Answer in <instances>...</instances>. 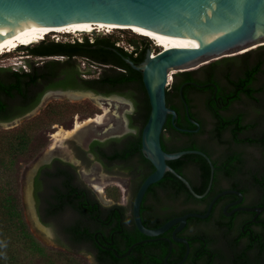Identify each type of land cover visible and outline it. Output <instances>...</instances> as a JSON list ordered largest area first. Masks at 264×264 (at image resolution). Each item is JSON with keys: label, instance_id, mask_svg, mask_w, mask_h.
Segmentation results:
<instances>
[{"label": "trees", "instance_id": "obj_1", "mask_svg": "<svg viewBox=\"0 0 264 264\" xmlns=\"http://www.w3.org/2000/svg\"><path fill=\"white\" fill-rule=\"evenodd\" d=\"M149 39L136 33L127 36V42L132 45L130 51L116 44L118 38L113 33H98L92 37L84 33L80 39L65 40L46 35L17 47V50L23 48L28 56L24 60L27 69L0 66V121H9L32 109L50 89H89L104 95L117 93L131 99L135 105L128 114L133 130L105 140L94 139L87 150L74 146L76 156L83 164L92 161L87 156L91 152L106 170L131 176L127 203H119L117 190L108 188L104 189L105 196L114 202L102 203L81 178L77 165L59 157L42 164L35 173L36 210L40 221L53 231L54 242L62 248L60 250L41 243L26 221L21 169L46 147L51 125L71 126L72 121L68 124L64 119L73 116L77 111L74 110L76 104L52 101L36 115L14 126L0 127V264H58L57 261L62 262L69 253L77 251L90 254L94 264H165L166 255L168 262L183 257L186 246L172 239V228L148 237L137 229L132 217L133 196L154 167L141 150V130L150 110L148 95L141 71L125 59L139 64L146 51L151 49L152 40ZM80 60L98 67L97 74L91 76L90 68L81 69ZM221 79L226 83L220 85ZM214 81L219 84V92L224 98L219 102H210L213 94L208 91L214 89L211 86ZM180 89L192 117L199 118L204 125L205 121L197 111L199 102L204 100L202 104L218 124L213 132L202 138L199 135L204 133V126L197 132L178 131L168 114L161 133L163 149L199 148L212 158L209 146L211 140H216L222 145V151L212 159L213 180L209 191L201 198L195 197L170 171L148 187L140 205L141 220L148 227H157L173 216L189 211L202 213L206 210L219 189L215 187L217 173L228 172V167L238 166L242 159L241 152L233 149L230 139L223 136L226 129L235 142L252 144L259 150L258 157L249 159L245 156V159L249 167L258 169L253 175L257 182L264 183V136L248 132L246 137H239L244 127L255 129L256 121L242 124L244 113L239 108L229 114L222 111L245 97L246 113H256V118L263 114L264 120V44L195 69L173 73L171 83L166 86V104L176 111L177 125L195 127L186 116L184 103L175 101V97L180 98ZM195 91L197 93L190 96ZM196 96L198 101H195ZM182 135L189 137L185 140ZM169 139L174 143L172 146L167 143ZM167 163L183 175L197 193L204 191L210 171L204 157L188 153ZM195 174L199 176L196 179L192 177ZM222 197L214 202L207 217H188L185 227L177 232V235L186 233L189 237V253L181 264H264V225L259 231L252 229L234 237L230 232L234 216L224 217L221 210L216 209V202ZM262 198L263 193L259 204H263ZM243 236L245 238H241Z\"/></svg>", "mask_w": 264, "mask_h": 264}, {"label": "water", "instance_id": "obj_2", "mask_svg": "<svg viewBox=\"0 0 264 264\" xmlns=\"http://www.w3.org/2000/svg\"><path fill=\"white\" fill-rule=\"evenodd\" d=\"M114 28L129 31H116ZM49 30L62 32L88 30L93 34L105 32L118 35L136 33L148 35L158 45L159 50L154 53L150 49L147 50L139 64L133 63L129 58L125 59L133 68L141 71L148 95L150 110L141 130V150L154 167L138 186L132 199L131 210L135 226L148 237L157 236L172 228V239L185 243V253L174 263L167 262L166 255L164 262L181 264L188 255L189 244L184 237L177 236V232L186 225L187 218L207 217L219 196L236 191L224 189L217 192L202 213L189 211L176 215L157 227H148L143 224L140 205L145 192L152 183L160 180L166 171L177 176L197 198L207 194L214 175V164L203 150L186 148L166 151L163 149L161 133L167 115H171L173 124L177 117L176 111L166 104V86L170 84L173 73L177 71L195 69L213 60L230 56L231 53L248 46L262 45L259 43L264 41V0H0V55L10 50L24 37H42ZM52 92L91 94L104 100H107L109 96L89 89H50L42 95L38 104L32 109L9 121H0V125L11 127L35 115L42 106L46 105L45 96H49ZM180 94H182L181 89ZM186 111L188 114L187 106ZM188 118L197 128L199 127V123L189 114ZM188 153L201 155L209 165V180L201 193H197L189 181L167 163L168 160ZM51 159L49 156L36 159L26 181L28 208L38 227L47 232L51 229L40 221L36 210L33 178L38 168ZM28 191L32 205L27 199ZM97 197L99 198L98 195ZM100 201L110 204L101 199ZM247 209L259 212L263 206Z\"/></svg>", "mask_w": 264, "mask_h": 264}, {"label": "rangeland", "instance_id": "obj_3", "mask_svg": "<svg viewBox=\"0 0 264 264\" xmlns=\"http://www.w3.org/2000/svg\"><path fill=\"white\" fill-rule=\"evenodd\" d=\"M104 33L105 32H102L101 34ZM83 34L84 33H59V34L52 33V34H48V38H54L60 40L73 39V38L80 39L82 38ZM85 34H87L89 37L96 35L93 34L92 32H85ZM113 35L118 38L117 44H119L123 48L129 50L131 49V46L127 42V36L129 35H118V34H113ZM150 44H151L150 51L154 53L159 50V47L153 41H150ZM257 46H258L257 44H255L254 46L253 45L248 46L243 50L240 49L236 52L231 53L230 56H235L237 54L243 53L244 51L251 48L255 49ZM26 57L28 56L26 55V52L23 50V48H20L18 50L16 49L13 51L3 52L0 55V66H11L12 68L26 66V62L24 61ZM79 66L81 69L90 68L91 76L96 75L99 70L98 67L91 64L89 65L87 61H83V60L79 61ZM108 97H110L111 99L105 100L103 102L104 103L103 106L100 107L88 97H84V98L82 97L80 99H70L68 97H64L61 95H49L47 97L45 96L46 98V100L44 101L45 104H48L49 102L52 101L58 102L65 100L69 102H75L76 109L74 110H77L76 112H74L71 118L68 117L64 119L68 122V124L70 121H72L71 126L69 125L68 127H65L60 123H54L53 125H51L50 131L48 133V143L46 147L42 149V151H40L38 154H36L32 160L24 164V166L21 169V196H22V201L24 202V207H25L24 213H25L26 221L31 231L41 241V243L51 247L52 249L60 250L62 248H60L54 242V233L52 230H48L47 232L41 229L40 227H38L26 202V190H27L26 181L29 175V171L33 166V164L35 163L36 159L44 156V154L47 153V156L51 158L59 157L63 160H67L77 165L78 172L81 178L88 186L91 187L90 183H97L101 185L102 188L104 189L108 188L110 191L116 189L117 192L119 193L118 202L121 204H125L129 200L128 178L125 173H119L113 175L106 173L98 161H91L88 165L83 164L76 157L74 150L75 145L85 147L90 140L93 139L104 140L109 137L122 135L130 130L127 125L126 119H128V114L131 113L133 110L132 103L127 97L117 93L110 94ZM43 107L45 106H42L40 110ZM197 111L199 112L198 114L200 115V117L204 119L205 125L207 126L209 124L208 118L206 114L200 109L199 104L197 107ZM97 114L102 115L100 121L98 122L87 121L83 123L79 128L80 130L78 132L77 137L74 138L63 135L62 133L63 130H71L73 129L76 122L79 123L83 122L86 120V118L95 117ZM0 127L5 128L6 126L0 125ZM56 132H59L60 135L58 134L56 137H54L53 134ZM214 147L216 148V145ZM247 156L249 159L258 157L259 151L256 150V148H250L248 149ZM124 187H126V189ZM107 199L108 200H104L103 202L105 203L110 202V204L114 202L112 198H107ZM57 263L58 264H94L92 256L83 251L69 253L67 257H64V261L62 262L57 261ZM41 264H44V262H41Z\"/></svg>", "mask_w": 264, "mask_h": 264}, {"label": "flooded vegetation", "instance_id": "obj_4", "mask_svg": "<svg viewBox=\"0 0 264 264\" xmlns=\"http://www.w3.org/2000/svg\"><path fill=\"white\" fill-rule=\"evenodd\" d=\"M219 83L221 85V84L226 83V81L224 79H221V80H219ZM211 84H212L211 86H214V89L208 91V92H210L211 95L213 94L212 95L213 100L210 99V102L211 101L219 102V101L223 100L224 98L222 97L221 93L219 92V84L216 81L211 82ZM194 93H197V92L196 91L192 92L190 94V96H193ZM180 98L175 97V101L177 103H181V102L184 103L185 112H186L187 118H188V114H189V116L192 119L196 120L199 123V127L197 128L196 125L193 122H191L189 120V118H188L189 122L194 124L195 127L177 125L175 123V119H174V124L175 125L173 124V122L171 120L174 128L176 130L182 131V132H184V131H186V132H197L198 130H200L201 127L204 126L206 129L203 128V130H205V131H203L204 133H200L199 136L200 137L202 136V138L203 137H207L210 132H213L215 130V127L217 126L218 122L211 115V113L205 108L204 104H202V101L204 102V100L199 102V106H200V109L206 114V116L208 118V123L209 124L207 126L205 125V123H204V125H202L201 124V120L199 118H194V117H192L190 115L188 103L186 102L184 97L182 98L181 94H180ZM129 100L132 103L133 110H134L135 105H134V103H133V101L131 99H129ZM198 100L199 99L196 96L195 101H198ZM226 100H228V98H226ZM246 100L247 99L245 97H243L242 100L233 102V105L230 108L222 110V111L227 113V114H229V113H232V110H234L235 108H239L240 111H242L244 113L242 124H245L248 121L249 122L256 121L257 124H256V128L255 129L254 128L247 129V128L244 127L240 131V134H239L240 138L246 137L248 132L250 134L255 135V136L258 135V134L264 136V120L262 118L263 114H259V117L256 118L255 117L256 113H246L247 109H248ZM186 106H187V109H188V114H187V111H186ZM254 117L256 119H253ZM200 118H202V117H200ZM86 119H88V118H86ZM127 125H128V127L130 129L129 131L133 130L129 126V120L128 119H127ZM179 128H183L185 130H180ZM119 136H121V135H119ZM223 136H225L226 139H228V140L230 139L232 148L237 150V151H240L241 155H242V159L239 161L238 166H233V167L230 166V167H228V170H229L228 172H223V170L219 171L217 173V180L215 181V187L219 188V189L217 188L218 189L217 192H219L221 190H224V189H232V190L236 191V192H228V193H225V194L221 195L223 197L216 202V209H218V210L220 209L224 217H230L232 215L234 216V221H233V223L231 225V228H230L231 231L230 232H232V234H234V237H236V236L245 234V233H247L248 231H250L252 229H255V230L259 231V230H261L263 228V225H264V183L261 184L260 182H257V180L255 179V177L253 175L255 174V172L258 171V169L249 167L247 165V161L245 159V156H247V153H248V149L256 148V147L254 145H252V144H247L245 142H239V143L235 142L234 139H232V135L230 134L229 129H226L224 131ZM188 137L189 136L182 135V139L187 140ZM106 139H108V138H106ZM97 140H99V139H97ZM91 141L92 140H90L86 144L85 147H83V146H81V147H83V149L87 150L89 148V143ZM167 143L170 146H172L174 144L171 139H169L167 141ZM211 144H210L209 147H210V149L212 148V150H211L212 151V154H211L212 158H210L212 160V159H215L217 157V155H219L221 153V151H222L221 150L222 149L221 146L222 145H220V143H218V141H216V140H211ZM215 145H216V148L214 147ZM256 150H258V149L256 148ZM75 154H76V152H75ZM259 154H260V152H259ZM87 156L92 161H98V160L94 159V155L91 152H88ZM77 158L79 159V161H81V159L79 157H77ZM100 164H101L103 170L106 173H109V174H112V175L120 173V172L114 171V170L113 171L106 170L104 168V166L102 165V163H100ZM186 171H189V169H186ZM126 176L128 178V190H129V185H131V180L132 179H131V176H129V175H126ZM192 177L194 179H196L199 176H198V174H195V175H192ZM99 186H101V185H99ZM91 187H92L93 190H95V188L92 185H91ZM103 189L104 188H102V194H98V192L96 190L95 191L97 192V194L100 196V198L102 200H108L106 198L104 192H103ZM262 193H263V198H262L263 204H259L260 197H261ZM259 206H263V209L261 211H259V212H256V211L251 210V209H247L249 207H259ZM177 236L184 237L187 240L188 244H189L188 234L181 233V234H179ZM241 238H245V237L243 236ZM176 242L184 243L182 241H176ZM169 263H174V262H169Z\"/></svg>", "mask_w": 264, "mask_h": 264}, {"label": "bare ground", "instance_id": "obj_5", "mask_svg": "<svg viewBox=\"0 0 264 264\" xmlns=\"http://www.w3.org/2000/svg\"><path fill=\"white\" fill-rule=\"evenodd\" d=\"M83 32V31H82ZM82 32H73V31H57V30H49V31H47V32H45L44 34H43V36L42 37H35V36H26V37H24L22 40H20L19 42H17L16 44H14V46L12 47V48H10V50H6V51H11L14 47H18L19 45H24V44H29V43H32V42H35V41H38V40H40V39H42V38H44V37H46V35H48V34H52V33H82ZM85 32H91V31H88V30H86V31H84L83 33H85ZM144 36H147L148 37V35H144ZM149 38V37H148ZM261 43H264V42H261ZM261 43H259V44H261ZM156 44V43H155ZM157 45V44H156ZM158 46V45H157ZM254 46V45H253ZM243 50V49H242ZM50 95H61V96H64V97H68V98H76V97H88V98H90L91 100H93V102L94 103H96L98 106H100V107H102L103 106V102L105 101L103 98H100V97H98V96H93V95H91V94H81V93H72V92H52ZM109 98V99H108ZM107 98V100H110L111 98L110 97H108ZM101 117H102V115L101 114H97L95 117H92V118H88V119H86L85 121H83V122H76L75 123V125H74V127H73V129H71V130H63L62 131V133H63V135L64 136H69V137H77L78 136V132H79V128L81 127V125L83 124V123H85V122H87V121H95V122H98V121H100V119H101ZM60 135V133L59 132H56V133H54L53 134V136L54 137H56L57 135ZM45 156H47V153L46 154H44V156H42V157H45ZM90 185H92L94 188H95V190L98 192V194H102V187L101 186H99V184H97V183H90ZM94 190V191H95ZM95 191V192H96ZM97 192H96V194H97ZM103 192H104V190H103ZM97 194V195H98ZM105 194V193H104ZM99 196V195H98ZM99 198H100V196H99ZM107 198V197H106ZM28 202L32 205V202H31V199H30V192L28 191ZM101 199V198H100ZM102 200V199H101ZM102 201H104V200H102Z\"/></svg>", "mask_w": 264, "mask_h": 264}, {"label": "built area", "instance_id": "obj_6", "mask_svg": "<svg viewBox=\"0 0 264 264\" xmlns=\"http://www.w3.org/2000/svg\"><path fill=\"white\" fill-rule=\"evenodd\" d=\"M117 44V43H116ZM119 45V44H118ZM131 46V49H132V45H130ZM126 49V48H125ZM131 49H130V51H131ZM126 50H129V49H126ZM14 68H16V67H14ZM18 68V67H17ZM22 68L23 69H27V67L26 66H22Z\"/></svg>", "mask_w": 264, "mask_h": 264}]
</instances>
